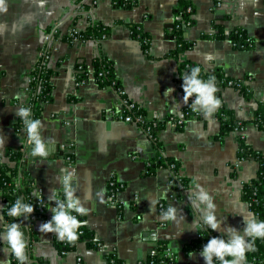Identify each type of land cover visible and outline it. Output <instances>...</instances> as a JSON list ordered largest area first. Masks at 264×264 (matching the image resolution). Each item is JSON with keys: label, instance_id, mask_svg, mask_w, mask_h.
Segmentation results:
<instances>
[{"label": "crops", "instance_id": "obj_1", "mask_svg": "<svg viewBox=\"0 0 264 264\" xmlns=\"http://www.w3.org/2000/svg\"><path fill=\"white\" fill-rule=\"evenodd\" d=\"M118 1L5 0L6 11H0V134L5 137L0 156L14 166V161L4 157L5 151L22 154L24 170L35 186L34 199L40 196L48 201L50 190L59 189L56 176L64 167L77 171L78 196L91 193L85 204L89 213L81 217L90 237L77 241L73 248H65L53 233L38 231L42 222L51 219V211L47 220L35 219L29 226L23 218L25 237L33 235L30 258L48 264H107V256L115 254L125 264H138L164 243L178 264H205L199 250H183L200 229L207 228L190 230L193 218L199 216L188 199L194 182L214 195L217 218H224L222 227L242 230V216L256 218L241 192L242 184L256 176L258 163L251 157L239 160L238 149L243 139L264 153V132L251 123L264 101V0H258L255 8L253 0H186L193 14L182 36L193 44L177 57L168 54L176 48L171 30L180 0ZM254 11L259 15L254 16ZM92 21L109 27L105 38L69 39L70 28L83 32ZM215 23L223 24L226 32L242 28L252 44L235 48L227 36H211ZM132 25L148 35V53L132 36ZM98 55L111 62L128 99L147 116L164 120L185 114L181 125L168 121L158 128L160 150L137 124L117 118L123 110L120 98L115 91L99 87L91 75V62ZM40 59L50 70L52 94L39 117L44 125L42 136L54 142L46 160L30 154L26 131L16 128L15 114L16 108L30 101L28 81ZM180 61H190L204 72L219 68L244 82L246 94L227 86L217 87L216 92L221 105L247 123L244 129L221 137L215 113L205 117L191 109L186 117L178 78L188 71L179 69ZM80 62L87 65L90 75L77 83L75 66ZM169 87L174 92L168 95ZM68 152L71 163L65 160ZM161 155L177 162V177L185 185L173 179L167 165L160 164ZM151 163L154 170L148 172ZM111 180L117 184L114 198L110 197ZM97 192H102L104 202ZM148 199L157 201L153 211H149ZM170 204L181 209L185 219L178 213L176 222L161 221V211ZM3 207L0 194V232L6 224ZM56 243H62L61 248ZM9 259L7 245L0 241V262Z\"/></svg>", "mask_w": 264, "mask_h": 264}, {"label": "trees", "instance_id": "obj_2", "mask_svg": "<svg viewBox=\"0 0 264 264\" xmlns=\"http://www.w3.org/2000/svg\"><path fill=\"white\" fill-rule=\"evenodd\" d=\"M118 1V0H116ZM121 0L118 1V3ZM124 5H129V2L122 1ZM177 9L175 12V19L173 23V27L171 30L172 37L176 41V48L169 52V56L177 57L180 50L187 49L192 46L193 42L190 40H186L182 36L183 24L188 23V25L192 22V14L193 7L186 0H180L177 5ZM177 15H181L182 19H176ZM214 28L216 29L215 33L210 34L213 37H225L227 36L235 48H245L252 44V39L250 44H246L245 39L248 37L244 30L239 27H234L230 31H225L223 24L215 23ZM109 27L96 21L90 22L85 31L80 32L81 39H94L98 40L101 38H105L108 35ZM131 34L133 37L137 38L142 45L143 50L148 53V44L149 37L143 32L137 25L131 26ZM70 39V38H69ZM243 44L242 47L238 46ZM194 66H198L190 61H180L179 69L186 71H190V69ZM76 82H85L88 80L90 72L89 68L83 62L76 63ZM50 70L46 66V63L43 59H40L32 71V76H34V80L30 84L31 90V98L30 101L23 105L25 107H29L31 109L32 119H39L41 108L44 103L51 101V85L48 82ZM91 75L95 83L101 88H107L115 91L117 96L120 98L121 102L123 100H127V95L120 94L119 92L123 90L122 85L119 80L114 76L112 64L107 59L103 58L101 55L95 57L91 62ZM209 76H215L216 78V86L217 87H233L239 92L246 94V86L242 80L234 79L226 74H224L219 68L213 69L211 72H204L201 69V78L207 80ZM178 82L180 85V89L183 92L181 87L182 78H178ZM39 90L37 93L36 91ZM129 100V99H128ZM123 104V103H122ZM191 106L186 105L185 113L186 117L190 116ZM123 114L131 116V118L136 119L138 116H141V120L137 121V125L140 127L142 132L146 135H149L150 141L155 145V147L160 150V146L157 142L156 131L158 128L169 121V118L164 120H159L157 118H151L147 116L143 108L133 102V107L128 109L125 104L123 105ZM215 117L219 121L220 124V132L219 135L223 137L227 133L241 131L245 128L246 122L237 120L231 114L230 111L226 110L223 105L215 112ZM251 123L254 124L258 129L264 132V101L259 103L256 110L253 113V118ZM182 123L177 124L178 126ZM16 128L23 129V121L18 117L16 121ZM0 156V194L2 200L4 202L3 207V217L6 224L12 223L14 221L20 222L21 229L24 232L23 226V217L13 218L7 215L8 209L15 202L18 197H23L25 203L34 202L33 192L35 190V186H33L30 178L28 177L27 172L24 170L22 160L23 156L20 152L15 150L5 151L4 157H7L8 160L14 161L15 165L10 166L6 162H4ZM254 158L257 163V171L254 179L244 182L242 184V199L247 201L249 204L250 210L258 217L259 220H264V153L260 151H256L251 148L248 144L244 142L243 139H240L239 149H238V159L244 158ZM160 164L167 165L173 172V179L179 180L182 185H185L184 181L177 177V162L172 158L159 156L158 157ZM152 163L149 166L148 172L153 171ZM117 185V184H116ZM115 185V188H116ZM110 190L112 187L110 186ZM61 197L63 198L62 194ZM48 201L43 199L42 202V211L41 212H33L30 217L26 220L27 225L29 226L31 222L35 219L47 220L48 214L50 212ZM51 204V203H50ZM75 215V213H74ZM81 219V217H77ZM81 232H78V240L86 239L90 237V232L83 226L79 229ZM78 230V231H79ZM25 234V233H24ZM212 236H218L213 234L209 229L203 228L200 229L196 238L191 240L189 243H186L183 246V250L185 252L199 250L202 244H206L207 240ZM27 239V238H26ZM33 240V235L30 233L29 239L27 240V249L26 254L30 261V264H48L46 260L41 258H36L34 261L31 260V255L29 254L30 243ZM76 241V242H77ZM75 242V243H76ZM75 243H67L64 241L63 246L65 248H73ZM62 243H56L58 248H61ZM95 243L89 241V245H94ZM174 260V257H169L166 254V245L164 243L160 244L155 248L154 254H149L148 257L141 261L138 264L150 263L151 264H170V261ZM11 264H19V262L10 255ZM215 260V259H214ZM215 263L220 264L218 260H215ZM107 264H125L121 261L115 254H109L107 256ZM244 264H264V239L257 238L253 242V247L246 252V258Z\"/></svg>", "mask_w": 264, "mask_h": 264}, {"label": "clouds", "instance_id": "obj_3", "mask_svg": "<svg viewBox=\"0 0 264 264\" xmlns=\"http://www.w3.org/2000/svg\"><path fill=\"white\" fill-rule=\"evenodd\" d=\"M258 0H253L252 7L255 8ZM0 11H6L5 0H0ZM258 16L259 13H253ZM209 59L210 57H205ZM184 105H188L190 98L193 112H199L205 117H211L220 107L221 100L216 96L218 91L215 76H209L207 80L201 78V68L194 66L182 77ZM165 92L169 95L174 92V88H167ZM15 114L21 118L27 134V144L31 146V155L41 157L46 160L49 156V149L54 143L46 140L42 136L43 123L39 119H32L31 109L21 105L16 108ZM147 143L146 141L144 142ZM5 146V137L0 134V148ZM139 150H143L141 147ZM59 189L52 188L47 197L49 202H54L55 206L49 208L52 213L51 219L42 222L38 226V231L42 233H53L60 241L75 243L78 240V230L83 227L86 221L78 219L88 215L89 209L85 206L90 199V192H85L84 196H78L79 177L75 168H61L56 176ZM75 185V186H74ZM61 190L62 196L61 198ZM96 196L103 201L102 192H97ZM192 209L198 214V218H193L194 227L190 230L197 231V228L207 227L212 231L223 232V235L212 236L207 240L200 250V256L205 264H214V259L220 264H244L246 252L253 247L255 239H264V220H258L254 216L243 217L244 228L237 229L230 225H223L224 218L218 219L217 205L213 202L214 195L209 190L194 182V187L188 195ZM149 200V211L154 210L157 203L155 199ZM34 212L32 203H25L23 197H18L8 209L7 215L13 218L23 217L25 220ZM75 213V215H74ZM185 219L182 210L170 204L167 210H162L159 219L161 221H177V215ZM0 241L7 245V249L12 257L19 264H30L26 254L27 239L21 229L20 222H12L4 225L3 232H0ZM193 255L192 253L190 256ZM0 264H11V261H3Z\"/></svg>", "mask_w": 264, "mask_h": 264}, {"label": "built area", "instance_id": "obj_4", "mask_svg": "<svg viewBox=\"0 0 264 264\" xmlns=\"http://www.w3.org/2000/svg\"><path fill=\"white\" fill-rule=\"evenodd\" d=\"M176 19H178V20H180V19H182V16L181 15H177L176 16ZM185 26H188V23H184L183 24V27H185ZM68 37L71 39V40H75V39H81V35H80V32L75 28V27H72V28H70L69 29V31H68ZM250 41H251V39L249 38V37H247L246 39H245V42H246V44H250ZM238 46H240V47H242L243 46V44H240V45H238ZM34 80V76H30V78H29V84H31V82ZM37 93L39 92V90H37L36 91ZM120 94H124L125 93V91L124 90H121L120 92H119ZM126 94V93H125ZM192 99H194V97H192V98H190V100H189V105H191V100ZM123 105L125 104V106L128 108V109H130V108H132L133 107V102L131 101V100H123ZM184 116H185V114L183 113L182 115H180V116H177V117H173V116H169V121H172V123L173 124H179V123H182L183 121H184ZM117 118H119V119H121V120H124V121H127V122H132V123H137V121H139V120H141V116H138L136 119H133V118H131V116H129V115H125V114H123V112H121L120 114H118L117 115ZM148 139H149V135H145ZM61 148L62 149H65V145L64 144H62L61 145ZM65 160L68 162V163H71V161H72V155L68 152L66 155H65ZM240 160V159H239ZM115 185H116V183H115V181L114 180H111L110 181V186L112 187V190H110V197L111 198H114V195H115V193H116V188H115ZM62 198V197H61ZM42 202H43V198L42 197H40V196H38L36 199H34V202H33V206H34V211L35 212H41L42 211ZM52 206H55V204H54V202H51V207ZM256 216V215H255ZM256 218L258 219V217L256 216ZM259 220V219H258ZM79 233L81 232L80 230L78 231ZM203 245H205V244H202V246H201V248L203 247ZM201 248L199 249V251L201 250ZM151 254H154L155 253V249H153V250H151V252H150ZM166 254H167V256H169V257H173L171 254H170V252H167L166 251ZM144 264H151V262L150 263H144ZM170 264H178L177 263V261H176V259H172V261H170ZM214 264H217V263H215V260H214Z\"/></svg>", "mask_w": 264, "mask_h": 264}]
</instances>
